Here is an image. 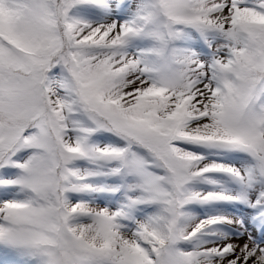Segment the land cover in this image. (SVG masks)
Masks as SVG:
<instances>
[{
  "label": "snow or ice",
  "instance_id": "1",
  "mask_svg": "<svg viewBox=\"0 0 264 264\" xmlns=\"http://www.w3.org/2000/svg\"><path fill=\"white\" fill-rule=\"evenodd\" d=\"M0 264H264V0H0Z\"/></svg>",
  "mask_w": 264,
  "mask_h": 264
}]
</instances>
